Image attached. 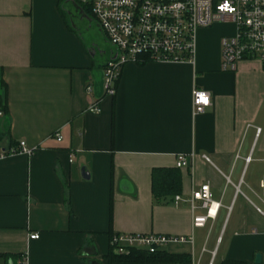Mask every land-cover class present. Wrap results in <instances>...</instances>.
I'll use <instances>...</instances> for the list:
<instances>
[{"label":"crops","instance_id":"crops-1","mask_svg":"<svg viewBox=\"0 0 264 264\" xmlns=\"http://www.w3.org/2000/svg\"><path fill=\"white\" fill-rule=\"evenodd\" d=\"M85 9L0 0V264H110V234L128 232L190 236L166 246L189 259L111 264H264V63L223 70L220 39L234 26L219 23L197 31L194 63H126L115 94L97 97L114 48ZM193 88L211 101L197 115ZM20 140L32 155L10 153ZM180 155L189 165H175ZM156 167L179 169L178 193L153 196ZM202 183L220 207L194 227Z\"/></svg>","mask_w":264,"mask_h":264},{"label":"built area","instance_id":"built-area-1","mask_svg":"<svg viewBox=\"0 0 264 264\" xmlns=\"http://www.w3.org/2000/svg\"><path fill=\"white\" fill-rule=\"evenodd\" d=\"M88 5L91 13L107 41L114 48V55L102 68L103 94L113 96L122 67L129 62H189L194 63L196 35L200 28H208L219 23L232 24L234 32L222 36L221 68L233 70L236 62L245 58H258L264 63V0H77ZM88 93L93 85H86ZM192 114L197 115L210 106L209 93L201 88L192 89ZM91 113H99L97 100L87 108ZM3 115L0 109V116ZM259 129H257V132ZM50 137L60 141L56 132ZM10 153L32 155L34 149L24 140L10 150ZM4 154L2 153L1 156ZM209 160L207 156H203ZM190 156H178L175 165H189ZM264 205V174L259 182ZM176 196L175 199H179ZM199 201L205 214L192 218L194 227L203 226L207 219L214 218L220 202L212 198L208 183L200 184L190 194L191 208ZM258 213L264 208L255 206ZM38 233L30 234L37 239ZM190 236L164 233H114L110 245L117 253L128 248L155 252L165 249L171 242H186ZM19 264H25L22 256Z\"/></svg>","mask_w":264,"mask_h":264},{"label":"trees","instance_id":"trees-1","mask_svg":"<svg viewBox=\"0 0 264 264\" xmlns=\"http://www.w3.org/2000/svg\"><path fill=\"white\" fill-rule=\"evenodd\" d=\"M85 11L91 13L90 6H84ZM5 111V110H4ZM152 180V194L154 197L164 196L166 194H176L180 190L181 175L178 168L174 167H156L151 172ZM114 233L110 234L111 236ZM108 262H169L179 263L189 259L187 255L172 254L165 249L157 250L155 252H148L146 250L128 248L123 253L114 251V247L109 244V251L106 254Z\"/></svg>","mask_w":264,"mask_h":264},{"label":"water","instance_id":"water-1","mask_svg":"<svg viewBox=\"0 0 264 264\" xmlns=\"http://www.w3.org/2000/svg\"><path fill=\"white\" fill-rule=\"evenodd\" d=\"M99 67L101 68V66H99ZM103 67H104V65H103ZM99 71H101V70H99ZM94 90H95L97 97H101L103 95V74H102V71L100 72L98 80L95 82ZM81 173H82L83 177H88L87 173L85 172V170L83 168L81 169ZM254 261L257 264L260 263V261H261L260 254H256ZM9 264H12V262L10 261Z\"/></svg>","mask_w":264,"mask_h":264},{"label":"rangeland","instance_id":"rangeland-1","mask_svg":"<svg viewBox=\"0 0 264 264\" xmlns=\"http://www.w3.org/2000/svg\"><path fill=\"white\" fill-rule=\"evenodd\" d=\"M83 6H86V5H83Z\"/></svg>","mask_w":264,"mask_h":264}]
</instances>
